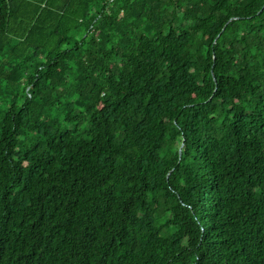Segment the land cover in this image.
Wrapping results in <instances>:
<instances>
[{
	"label": "trees",
	"instance_id": "obj_1",
	"mask_svg": "<svg viewBox=\"0 0 264 264\" xmlns=\"http://www.w3.org/2000/svg\"><path fill=\"white\" fill-rule=\"evenodd\" d=\"M0 264H264V0H0Z\"/></svg>",
	"mask_w": 264,
	"mask_h": 264
},
{
	"label": "water",
	"instance_id": "obj_2",
	"mask_svg": "<svg viewBox=\"0 0 264 264\" xmlns=\"http://www.w3.org/2000/svg\"><path fill=\"white\" fill-rule=\"evenodd\" d=\"M181 150V149H180Z\"/></svg>",
	"mask_w": 264,
	"mask_h": 264
}]
</instances>
